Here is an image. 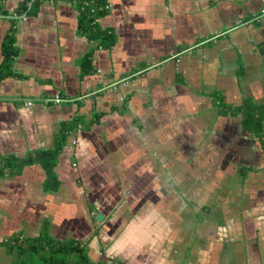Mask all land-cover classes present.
<instances>
[{
	"label": "crops",
	"instance_id": "1",
	"mask_svg": "<svg viewBox=\"0 0 264 264\" xmlns=\"http://www.w3.org/2000/svg\"><path fill=\"white\" fill-rule=\"evenodd\" d=\"M22 1L0 6L16 16ZM104 1L99 24L115 38L105 48L81 33L70 0L18 17L0 156L54 147L76 116L89 127L75 154L67 137L57 191L40 164L0 177V241L47 224L55 239L87 242L95 262L264 264V148L219 105L264 104V0ZM2 16L0 63L14 18ZM15 262L1 245L0 264Z\"/></svg>",
	"mask_w": 264,
	"mask_h": 264
},
{
	"label": "trees",
	"instance_id": "2",
	"mask_svg": "<svg viewBox=\"0 0 264 264\" xmlns=\"http://www.w3.org/2000/svg\"><path fill=\"white\" fill-rule=\"evenodd\" d=\"M30 1L23 0L14 14L16 16L37 14L42 0H34L32 5L29 6ZM70 1L79 13L81 33L86 35L89 40H97L99 48L112 46L115 42L113 32L110 29L102 28L99 24L101 17L110 11L104 8L107 2L104 0ZM0 14L7 15L9 11L2 9V6H0ZM17 22V17L11 19V27L2 42L3 61L0 63V79L14 74L13 62L19 54L16 36ZM92 52L82 59L83 75L91 74L94 71L91 60ZM219 105L223 113H227V111L231 114L242 113L244 127L261 140L264 148V104L259 105L247 99L239 107L232 108L220 103ZM79 125H82V130L89 127L79 116L64 122L57 134L56 144L52 148L34 149L23 156H0V177L20 174L27 165L40 164L46 172L44 189L46 191H57L61 185V180L56 168L65 148L67 137L71 132L77 130ZM1 245L6 246L9 252L16 254L14 264H105V262L92 260L87 242L74 238L67 240L53 238L48 231L47 224L44 225L37 236L25 237L19 233L0 241Z\"/></svg>",
	"mask_w": 264,
	"mask_h": 264
},
{
	"label": "built area",
	"instance_id": "3",
	"mask_svg": "<svg viewBox=\"0 0 264 264\" xmlns=\"http://www.w3.org/2000/svg\"><path fill=\"white\" fill-rule=\"evenodd\" d=\"M1 1V0H0ZM105 9L107 10H111L112 8V5L111 3L107 2L104 6ZM262 16H264V9L262 10L261 14H259V16H257L256 18L259 20ZM123 84H126L127 81L125 82H122ZM118 85V83H114L113 86L116 88ZM69 99L61 96V94H56V96L49 100V101H53L54 103H59V102H63V101H68ZM28 104H32V101H28ZM82 131V125H79L77 130L73 131V135H74V138L71 142V147L73 149V153L75 154V151H76V147H77V144H78V137L77 135H79V133ZM77 164L74 163V166H76ZM105 264H121V262L115 260L114 258H110L108 260H106Z\"/></svg>",
	"mask_w": 264,
	"mask_h": 264
},
{
	"label": "water",
	"instance_id": "4",
	"mask_svg": "<svg viewBox=\"0 0 264 264\" xmlns=\"http://www.w3.org/2000/svg\"><path fill=\"white\" fill-rule=\"evenodd\" d=\"M2 17H8V18H13V17H14V18H15V17H17V18H18V17H19V18H20V17H23V16L4 15V16H2Z\"/></svg>",
	"mask_w": 264,
	"mask_h": 264
}]
</instances>
